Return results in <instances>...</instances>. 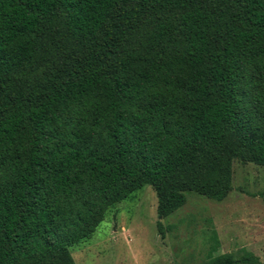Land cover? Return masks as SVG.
I'll use <instances>...</instances> for the list:
<instances>
[{
	"label": "trees",
	"instance_id": "1",
	"mask_svg": "<svg viewBox=\"0 0 264 264\" xmlns=\"http://www.w3.org/2000/svg\"><path fill=\"white\" fill-rule=\"evenodd\" d=\"M234 160L264 166V0H0V264H74L145 186L221 202Z\"/></svg>",
	"mask_w": 264,
	"mask_h": 264
},
{
	"label": "rangeland",
	"instance_id": "2",
	"mask_svg": "<svg viewBox=\"0 0 264 264\" xmlns=\"http://www.w3.org/2000/svg\"><path fill=\"white\" fill-rule=\"evenodd\" d=\"M232 191L221 202L187 195L184 206L157 216L150 186L110 207L95 231L69 248L74 264H206L250 254L264 264V166L232 162Z\"/></svg>",
	"mask_w": 264,
	"mask_h": 264
}]
</instances>
